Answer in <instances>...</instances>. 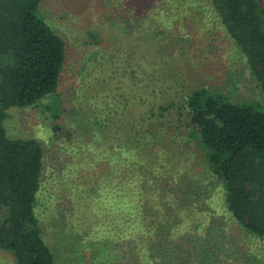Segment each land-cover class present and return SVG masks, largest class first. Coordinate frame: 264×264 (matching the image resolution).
I'll use <instances>...</instances> for the list:
<instances>
[{
  "label": "rangeland",
  "instance_id": "rangeland-1",
  "mask_svg": "<svg viewBox=\"0 0 264 264\" xmlns=\"http://www.w3.org/2000/svg\"><path fill=\"white\" fill-rule=\"evenodd\" d=\"M143 2V10L135 0H42L38 8L67 43L66 64L57 91L32 106L10 108L6 127L11 138H36L46 149L37 215L56 264H152L144 257L129 263L91 255L94 243L113 234L102 224L106 204L92 202L85 187L105 167L101 152L112 128L125 132L138 116L153 137L141 168L148 171L136 175L143 203L152 217L167 210L180 220L172 238L181 234L184 256L193 248L201 264H264V240L226 211L221 182L182 110L184 97L201 87L262 107L264 92L210 0ZM161 104L169 109L160 110ZM0 264H15L13 253L0 249Z\"/></svg>",
  "mask_w": 264,
  "mask_h": 264
},
{
  "label": "trees",
  "instance_id": "trees-1",
  "mask_svg": "<svg viewBox=\"0 0 264 264\" xmlns=\"http://www.w3.org/2000/svg\"><path fill=\"white\" fill-rule=\"evenodd\" d=\"M143 1L135 0L140 10ZM41 2L0 0V249L11 251L15 264H56L37 215L46 149L36 138H11L6 127L10 108L32 106L57 91L66 64L67 43L39 16ZM210 4L264 92V4L261 0H210ZM142 14L145 20L150 10ZM184 100L189 134L221 182L226 211L247 232L264 240V107L234 102L206 87L191 91ZM60 106V101L54 105L56 112ZM158 108L169 109L163 104ZM138 118V123L127 124L125 132L112 128L113 134L107 135L110 144L103 142L108 147L101 152L105 167L92 174L85 187L92 202L106 204L108 215L102 224L113 234L94 243L96 253L91 255H113L111 259H130L129 263L144 257L152 264H201V255L193 248L184 256L181 234L172 238L180 220L172 219L167 210L152 217V207L144 206L146 195L136 175L148 171L141 168L153 137L147 134L145 117ZM205 239L209 241L208 235ZM214 246L218 258L222 244Z\"/></svg>",
  "mask_w": 264,
  "mask_h": 264
}]
</instances>
